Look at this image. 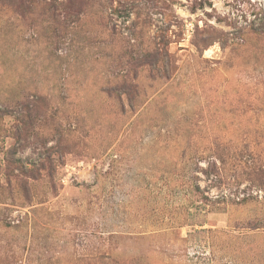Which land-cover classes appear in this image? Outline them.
I'll return each instance as SVG.
<instances>
[{"label": "rangeland", "instance_id": "374dc122", "mask_svg": "<svg viewBox=\"0 0 264 264\" xmlns=\"http://www.w3.org/2000/svg\"><path fill=\"white\" fill-rule=\"evenodd\" d=\"M0 264H264V0H0Z\"/></svg>", "mask_w": 264, "mask_h": 264}]
</instances>
